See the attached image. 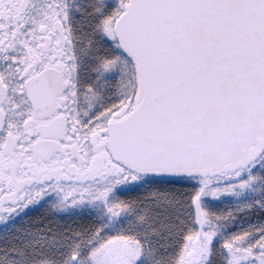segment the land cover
<instances>
[{"label":"snow or ice","instance_id":"obj_1","mask_svg":"<svg viewBox=\"0 0 264 264\" xmlns=\"http://www.w3.org/2000/svg\"><path fill=\"white\" fill-rule=\"evenodd\" d=\"M0 264H264V0H0Z\"/></svg>","mask_w":264,"mask_h":264}]
</instances>
